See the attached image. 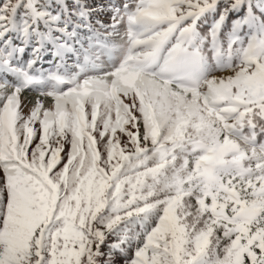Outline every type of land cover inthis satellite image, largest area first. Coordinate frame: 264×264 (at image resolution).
<instances>
[{
    "label": "snow or ice",
    "instance_id": "obj_1",
    "mask_svg": "<svg viewBox=\"0 0 264 264\" xmlns=\"http://www.w3.org/2000/svg\"><path fill=\"white\" fill-rule=\"evenodd\" d=\"M0 264H264V0H0Z\"/></svg>",
    "mask_w": 264,
    "mask_h": 264
}]
</instances>
